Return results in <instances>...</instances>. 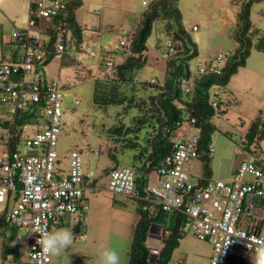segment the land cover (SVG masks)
<instances>
[{
  "label": "built area",
  "instance_id": "obj_1",
  "mask_svg": "<svg viewBox=\"0 0 264 264\" xmlns=\"http://www.w3.org/2000/svg\"><path fill=\"white\" fill-rule=\"evenodd\" d=\"M71 1L28 0L26 27L15 36L21 58L17 61L0 58V107H6L8 116L7 135L0 139L3 144L0 150V212L7 224L27 235L24 244L30 264H50L51 256L43 253L37 241L43 232L51 233L62 215L73 216V227L85 232L83 215L89 208L85 193L95 191L88 185L77 150L69 154L67 177L55 178L57 141L63 115L61 86L57 79H43L36 71V66L43 65L46 60H59L68 50L83 47L64 18ZM44 25L53 37L50 47L40 33L33 30ZM131 40L132 34H129L119 40V45L129 48ZM183 46L181 38L169 37L164 54L166 61L179 57ZM88 51L89 55L96 56L99 47L92 46ZM235 55L236 49H233L211 58L195 56L189 59L186 73L178 77L181 92L193 94L199 78L220 74ZM103 71L106 78L113 77L117 71L114 55L108 51L103 55ZM26 74H31L32 78L27 80ZM13 75L18 77L13 78ZM150 82L157 81L150 79ZM33 104H41L44 123L17 126V116ZM178 106L184 107L181 103ZM184 123L194 126L195 119L186 116L179 127ZM15 127L19 130L20 142L13 148L10 129ZM199 149L198 133L178 138L173 141L171 156L155 170L154 184L148 183L140 191L133 167L123 164L110 169L106 189L136 199L144 211L181 212L186 217L181 233L206 240L212 246L210 258L204 264H226L231 254L254 264L256 244L253 242L250 248L247 245L263 235L255 228L242 227L240 218L245 199L253 196L264 199V170L245 159L238 164L230 181L209 179L203 183L199 182L201 180L195 182L186 166L199 158ZM213 151L210 144L209 156ZM149 251L151 261L152 256L157 257L159 249L151 247Z\"/></svg>",
  "mask_w": 264,
  "mask_h": 264
},
{
  "label": "rangeland",
  "instance_id": "obj_2",
  "mask_svg": "<svg viewBox=\"0 0 264 264\" xmlns=\"http://www.w3.org/2000/svg\"><path fill=\"white\" fill-rule=\"evenodd\" d=\"M89 1L83 0L76 11V18L80 22H88L91 29H98L102 24L104 39L100 45L103 50L113 54L123 48L119 45V40L129 35L128 32L141 15L150 10L155 0H100L106 7L104 10L102 5L92 6ZM17 3L18 0H0V40L11 27L5 13L12 10ZM176 6L180 12V22L177 24V21L164 19L162 16L153 21L151 33L146 39L145 64L137 71L135 81L124 83L120 87V91L128 95L127 97L133 98L131 103L126 100L122 104L97 105L93 101V92L88 83L71 88L61 87L63 115L57 141L60 151L62 149L65 153L71 147L73 150L76 148L74 144L79 142V148L83 150L81 161L90 159L91 166L97 165L98 170L107 166V155L116 164L130 165L132 154L142 147L144 138L154 129V124L149 123L148 127L144 124L133 132L140 125L138 119L151 112L150 98L158 93L157 80L165 77L166 40L169 37H179L178 35H182L183 42H188L190 38L198 48L199 58H211L238 47L234 37L241 33L244 20L250 21L244 37L254 47L246 64L238 67L228 84L236 89L241 104L230 106L229 111L224 114L216 107L217 112L212 117V123L217 127L215 135L220 141L230 139L232 145H239L240 136L250 122L258 115L264 116V74L258 77L256 71L257 68L264 67V51L256 47L259 41H264V0H177ZM106 12L105 20L100 21V14ZM193 26L196 28L193 29ZM188 54L184 44L183 51L178 56ZM114 57L118 59L115 55ZM151 78H155L157 82H150ZM225 91V85L211 86L210 99H214V92L220 97L226 94L231 99ZM225 107L223 103L221 108ZM119 125L123 129H130V133L122 136L123 139L109 132L112 126ZM6 127L7 122L0 117V139L6 137ZM224 130L230 131V137L222 133ZM126 138L129 142L138 143L136 149L127 150L129 147L123 144ZM19 142L18 140L16 145ZM262 147L264 152V141ZM1 148L2 143L0 150ZM94 150L99 154L93 153ZM155 175L156 172L152 171L150 184L155 183ZM95 188L94 192L85 193L89 205L84 214L85 232L72 231L73 216L70 225H58L56 230L67 228L72 231L73 243L59 255L51 256L50 264H102L101 252L105 249H115L120 255L121 264L141 205L134 198L109 192L104 181L98 182ZM13 230L10 224L5 226L0 223V264H30L27 260V246L24 244L28 237L21 230L15 229V234ZM152 230L156 235L163 231L159 225H154ZM12 235L14 238L10 239ZM209 251L210 246L206 241L186 234L173 251L169 264H202ZM15 254L16 258H12Z\"/></svg>",
  "mask_w": 264,
  "mask_h": 264
},
{
  "label": "trees",
  "instance_id": "obj_3",
  "mask_svg": "<svg viewBox=\"0 0 264 264\" xmlns=\"http://www.w3.org/2000/svg\"><path fill=\"white\" fill-rule=\"evenodd\" d=\"M81 0H72L66 8L64 18L67 20L69 28L79 37V26L76 23L74 11L80 5ZM177 0H155L153 5L144 14V18L138 30L132 34V40L129 45V54L126 59L117 64V71L113 77H108L104 80L98 79L93 84V101L97 105L122 104L126 100L130 103L132 97H127L125 93L120 91V87L124 83L134 81L136 73L141 69L146 61V39L152 30L153 21L161 17L173 19L180 22V12L176 6ZM247 20L243 21L241 26V33L235 35L234 39L238 42L236 48V55L230 59L222 71L218 75H208L199 78L195 85V90L191 95H185L181 92L178 85V77L186 73V62L197 56V47L195 43L189 38L185 41L186 56H179L167 61L168 76L163 83H156L158 93L153 94L150 98L151 112L138 119L140 125L133 129L136 132L142 125L154 124V129L149 132L148 136L144 138V144L137 152L132 154L131 166L135 171V183L140 191L148 184V175L157 169L161 162L169 158L173 151V140H171V133L179 128V123L182 122L186 116L195 119V126L199 129V158L203 161L204 178L202 182H206L210 177L208 146L211 144L212 135L215 131V125L212 123V117L217 112V103L210 101L209 89L213 85H226L230 77L237 71L238 67L245 64L246 58L249 56L252 44L247 37H244L249 29ZM183 38L182 35H178ZM52 35H49L46 41L47 46L52 45ZM80 39V37H79ZM14 41H18L16 38ZM256 47L264 51V41L256 45ZM46 60L44 64L49 62ZM18 75H13L17 78ZM178 103L183 104L184 107H179ZM215 103V105L213 104ZM154 107V109H152ZM41 104L30 105L26 110L21 112L16 120V125L33 121L40 117ZM129 128V127H128ZM123 129L121 125L112 126L109 129L111 135H116L122 138L128 133L130 129ZM15 128L10 129L12 147L15 148L19 140V130ZM123 139V138H122ZM245 140L248 144H257L260 140H264V116L258 115L251 123L245 134ZM124 143L129 149H136L138 143L135 141L129 142V139H124ZM128 142V143H126ZM118 164L115 163V166ZM112 167V168H113ZM264 170V168H262ZM186 221V217L179 211L164 212L161 209H156L152 212L142 210L139 208V218L134 227L132 243L129 252L128 264H148L150 247L146 245V238L151 225L163 226L167 233L163 236V246L159 250L155 259V264H169L173 251L179 244V240L184 235L181 233V225ZM1 225L8 224L3 219V214L0 213ZM14 234H15V227ZM73 232L77 230L72 227ZM13 235L10 239H13ZM4 257L6 250H3ZM16 258V254L12 255Z\"/></svg>",
  "mask_w": 264,
  "mask_h": 264
},
{
  "label": "crops",
  "instance_id": "obj_4",
  "mask_svg": "<svg viewBox=\"0 0 264 264\" xmlns=\"http://www.w3.org/2000/svg\"><path fill=\"white\" fill-rule=\"evenodd\" d=\"M82 2L83 0H81L80 5L75 9L74 15H75L76 23L79 26V30H80V33H79L80 45H82L83 47L82 48L78 47L73 50H68L67 52L64 53L63 57L59 60H50L46 64L37 65L36 71L40 74V76L43 79H47V78L57 79L61 87L71 88V87H76L77 85H81L83 83H88L91 85V89L93 92L94 81L98 79H101V80L106 79V76H104V71H103V55L107 52V50L106 51L103 50L102 46L100 45L104 39L102 24L99 26L98 29H91L88 26V22H80L81 20H78L76 18V11L82 5ZM89 2H90L89 4L92 6L102 5L103 10L106 8L104 3L100 0H91ZM28 8H29L28 0H18V3L12 7V10L5 13L7 20L11 22V27L8 28L5 35L1 36L0 58L11 60V61H17L21 58L22 53L19 48V44L17 41H14V40H15L16 34L22 31L26 27L27 21H25V18H28ZM106 14L107 12L104 14L102 13L100 14V17H99L100 21L105 20ZM143 18H144V13L141 15L139 21L135 23L134 26L131 28V31L128 32L129 34H133L138 30V28L140 27L142 23ZM44 26H42L41 28H38V27L34 28L33 30L35 31L37 30L40 33L41 38L44 41H47L49 38V30L46 27V25ZM92 46L99 47L98 55L96 56L89 55L88 50ZM253 47L254 46H252V48ZM113 54L118 58L116 59L114 57L116 63L119 64L126 59L127 55L129 54V48L123 47L122 49L114 51ZM249 56H250V53H249ZM249 56L246 58L245 64ZM256 71H257L258 77H261L262 74H264L263 72L264 67L257 68ZM236 72L230 77L229 81L225 85L226 91L224 93L227 92V94H229V96H231L232 98L231 99L228 98V95L226 96V94H223L224 96L220 97V95L214 92V99H210L211 102L217 103V107L219 108L218 111H220L223 114L229 111L228 108L230 106H234V105L239 106L241 104V101L237 96L236 89H233L229 87L228 85L230 84V80L235 76ZM167 76H168V69H167V61H166L165 62V77L163 80H157V81H159L160 83H163L166 80ZM25 78L27 80H30L32 76L31 74H26ZM151 79H155V78H151ZM75 94L76 92L74 93V95ZM223 103L225 104L227 108L226 107L221 108V105H223ZM0 117L4 118L6 121V118L8 117L6 107H0ZM44 120L45 118L42 116V114H40V117L33 119V121H30L27 123L30 124L31 126H34V125L37 126V125L44 123ZM248 128L240 136L241 144L232 145L230 143L231 142L230 139H228L229 141L218 140V138L215 135V131H217V127L215 125V131L212 135V141H211V144L214 147V151L212 155L210 156V161H209V168H210V177H208L209 179L230 181L234 175V172L238 164L242 160H245V159L251 160L259 167L264 168V154H263L264 152H263V147H262V141L264 140H260L257 144L255 143L248 144L247 141L245 140V134ZM7 130L8 128L6 127L5 131ZM30 130L33 131V128ZM229 132L230 131L224 130L222 133L225 136L229 135L230 137ZM194 133L199 134L198 127H196L195 125L191 126L187 123H184L181 127L177 128L171 133V140L174 141L178 138L187 136L189 134H194ZM77 138L79 139V137ZM79 144H80L79 142L75 143L74 145L76 146V148L73 150H77L81 156L83 155V150L79 148ZM70 149L67 150L65 153H63L62 149L60 151V148H58V145H57L58 159H57L56 170H55L56 179H64L68 175L69 154L71 151H73L72 147ZM95 152L99 154L97 150L93 151V153ZM107 158H108L107 166L102 167L100 170H98L97 165L94 167L91 166L90 159L89 161L88 159H84V160L82 159L83 160L82 161L83 172L87 176L88 185H90L91 187L95 188L98 182H103V181H104V184L107 185L108 173L110 169H112V167L116 163V161L110 160L108 155H107ZM118 165H123V164H118ZM186 170L190 174L193 181L198 182V180H201L199 182L203 183L202 179L204 178V169H203V161L201 158H197L190 165L186 166ZM150 178H151V173L148 175V179H149L148 183H150ZM156 178H157V175H155L154 181H156ZM139 204L141 205L140 202ZM263 211H264V199L263 198L253 196V197H249L248 199H245L243 214L240 218V225L245 228H255L257 232H259L261 235L264 236ZM83 218L85 219L86 215H83ZM138 218L139 216H137L134 220L135 221L134 227L138 221ZM70 221H71V216L62 215L60 219V223L58 225L60 224L70 225ZM57 226L51 232L56 231ZM153 226L154 225H151L149 228L148 235L146 238V245L147 247H150V248L156 247L160 250L161 247L163 246V236L166 235L167 233L164 231L163 226H161L163 229L162 233L160 235H156L152 230ZM201 241H206V240H201ZM206 242L210 246V251L207 252L206 260L202 264L206 263L209 260L211 252H212V246L210 242L208 241ZM131 243H132V237L129 242V245L127 246V249H126L127 251L125 253L124 258L121 261V264H128ZM226 264H250V263L243 261L239 259L238 257H236L235 255L231 254L228 256Z\"/></svg>",
  "mask_w": 264,
  "mask_h": 264
},
{
  "label": "clouds",
  "instance_id": "obj_5",
  "mask_svg": "<svg viewBox=\"0 0 264 264\" xmlns=\"http://www.w3.org/2000/svg\"><path fill=\"white\" fill-rule=\"evenodd\" d=\"M250 241V240H249ZM256 244L254 264H264V236L254 238L247 245L248 248L252 243ZM44 254L56 256L61 251L70 247L73 243V233L70 229L62 228L54 232H43L38 239ZM102 264H120V255L115 249H105L101 252Z\"/></svg>",
  "mask_w": 264,
  "mask_h": 264
},
{
  "label": "water",
  "instance_id": "obj_6",
  "mask_svg": "<svg viewBox=\"0 0 264 264\" xmlns=\"http://www.w3.org/2000/svg\"><path fill=\"white\" fill-rule=\"evenodd\" d=\"M156 259L155 256H152L151 261L148 260V264L154 263V260Z\"/></svg>",
  "mask_w": 264,
  "mask_h": 264
}]
</instances>
